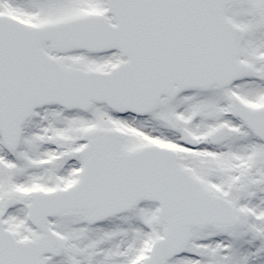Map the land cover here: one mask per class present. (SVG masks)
Wrapping results in <instances>:
<instances>
[{"label": "snow or ice", "instance_id": "1", "mask_svg": "<svg viewBox=\"0 0 264 264\" xmlns=\"http://www.w3.org/2000/svg\"><path fill=\"white\" fill-rule=\"evenodd\" d=\"M0 264H264V0H0Z\"/></svg>", "mask_w": 264, "mask_h": 264}]
</instances>
